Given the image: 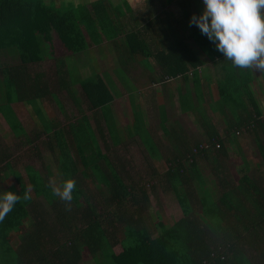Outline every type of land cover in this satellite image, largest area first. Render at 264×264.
Instances as JSON below:
<instances>
[{
	"label": "trees",
	"instance_id": "16d2710c",
	"mask_svg": "<svg viewBox=\"0 0 264 264\" xmlns=\"http://www.w3.org/2000/svg\"><path fill=\"white\" fill-rule=\"evenodd\" d=\"M51 1L0 0V50H11L18 61L0 67V115L15 135L20 125L13 119L9 104L34 103L57 92L29 66L46 58L86 50L89 43L83 30L91 44L100 43L103 36L114 39L120 35L130 50L129 56L137 54V46H146L148 52L142 56H151L158 62L166 82L175 78L193 81L199 67L220 55L216 45L189 23L194 13L200 15L203 11L204 7L196 6L198 1L178 2L180 14L187 18L185 25L178 22L180 19L170 4L175 0H158L161 4L157 16L140 27H126L122 23L125 11L131 10L126 0L123 9L110 5L108 10L102 3L95 7L73 5L65 0L58 7ZM226 66L231 70L237 68ZM235 71L226 79L231 87L223 82L218 88L217 103L219 110L224 106L231 112L235 108L236 112L241 111L228 125L229 129L234 127L233 139L238 136L234 130L250 123L256 134L258 128L264 132V121L258 118L260 107L248 89L253 75L249 70L244 72L245 69L238 74ZM57 83L56 86L62 85L68 94H73L66 88L65 80ZM79 84L94 112L106 107L112 99V91L98 74ZM242 113H246L248 120ZM80 124H71L61 133L53 134L55 147L70 149L69 153L57 155V171L50 169L45 174L30 165L20 168L15 163L5 165L7 156L3 150L0 152V195L13 191L22 198L0 222V264H83L87 255L91 262L84 264H264V190L258 179L242 176L235 192L224 185L227 180L220 176L216 183L219 192L212 193L209 187L203 188L196 174L197 157L208 151L221 152L218 136L209 137L207 148L193 146L184 162L176 159L167 170L155 174L154 183L136 181L127 185L118 177L124 166H119V172L112 167L109 173L98 169L101 155L85 149L89 135L84 129L87 125ZM67 133L71 135L65 144L62 138ZM257 142L264 158V146L260 140ZM67 178L76 182L70 208L53 195L49 186L50 180L60 184ZM157 181L163 189L173 191L180 209L178 217L145 210L146 188L153 189ZM136 188L140 195L135 193ZM25 191L31 194L29 200H23ZM247 203L251 205L249 208ZM50 218L54 224L49 223ZM112 243L120 244L118 253L112 251Z\"/></svg>",
	"mask_w": 264,
	"mask_h": 264
},
{
	"label": "crops",
	"instance_id": "0c3cea01",
	"mask_svg": "<svg viewBox=\"0 0 264 264\" xmlns=\"http://www.w3.org/2000/svg\"><path fill=\"white\" fill-rule=\"evenodd\" d=\"M126 1L131 8V10L125 11L121 17V21L126 27L129 25L140 27L147 20L157 16L158 0H148L147 7L144 0L137 4H130L128 0ZM149 2L151 3L148 5ZM172 2L170 3L171 6ZM98 3H102L107 10L110 5L121 6L123 9V0H82V4L86 5L95 6ZM178 19L182 20L183 16ZM83 32L89 46L80 53L64 57L69 59V63H67L75 64L76 68L84 66L82 69L89 67L88 64H91L92 67L93 64L98 68L95 74L100 76L107 75L108 72L112 73L111 66H119L123 70L122 72L131 78L132 89L123 87L119 77L111 76L112 82L109 85L107 83V86H109L112 94L115 90V95H112V99L106 107L95 112L90 109L88 101L83 96L80 84L75 85L76 91L73 94H68L64 87L56 86L55 89L58 92H55L53 96H47L38 106H36L38 101L34 103L17 101L10 103L13 119L19 123L20 127L19 133L15 135L0 115V152L3 150L7 156L6 161H4L5 165H8V162L15 163L18 165L17 168H20L21 165H30V162H21V159H18L20 155H23L22 151L27 150L28 154L23 155V160L30 157L36 158L38 160L36 170H41L45 174L46 170L57 171L55 160L57 155L61 152L69 153L68 150L70 149L69 146L64 149L55 147L53 134L61 133L62 129H67L71 124L77 126V123H82L80 125H87L84 129L89 135V142H87L85 149L94 153L98 152L101 155L98 169L102 168L104 173H109V168L112 167L119 172V166L136 165L141 167L140 169H144V173L153 179L143 181L140 175L133 178L128 173V167L121 169L118 177H121L127 185L136 181H139L140 184L142 182L154 183L157 179H155V174L159 175V173L167 170V167L176 159L184 162L186 155L193 146L197 144L207 145V140L214 134L220 138L221 152L219 149L208 151L194 161L197 168L196 174L198 173L199 182L202 183L203 188L209 187L212 189V193H218L219 185L214 183H217L219 177L223 176L222 179L227 180L224 185L232 187L228 189L236 192V186L240 185L238 180L246 175L251 179H260V187L264 190V175L259 177V171H256L254 167L257 159L254 161L248 156L250 152L254 155L256 153L261 158L262 166H264V158L261 157L257 148V141L259 140L264 146L263 130L258 128L256 134L253 123L246 124L248 126H241L234 130V133L238 132V136L233 139L234 127L229 129L228 125L234 122L233 117L239 115L241 111L231 112V109L224 106H222V110H219L217 105L220 100L218 88L223 82L230 86L231 84L226 82L227 76L235 70V73L238 74L241 68L237 67L235 70H231L226 66L227 64L232 65L231 61L225 59L223 54L219 52V57L215 58L213 62L199 67L200 71L193 81L175 78L166 82L164 81L166 75L162 72V67L158 62L151 56H142L148 52L146 46H137V54L129 56L130 50L125 46L120 35L114 39L103 36L100 43L91 44L87 32L85 30ZM150 48L153 50L151 45ZM154 50H157V45H155ZM8 51L12 52L11 50ZM63 61L66 60L63 59ZM68 64H65V68ZM60 77L57 82H60ZM255 77L256 75L248 84V89L260 107L261 114L258 118L264 121V98L255 92ZM181 88H183L182 92ZM60 92H63L65 96ZM70 95L75 97L74 100ZM0 102H2L1 98ZM30 106H33L34 109ZM131 107L133 109L132 114L130 113ZM248 110L253 112L251 108ZM245 114L242 113V116L247 119ZM135 123H138V126ZM132 125L133 128H130ZM47 127H49L48 133L43 134ZM100 132L102 135L99 134ZM129 132L131 135L127 136ZM116 134L118 138L115 137ZM250 134L253 135L254 142L250 139L253 146L247 148L250 144L245 146L240 143L239 139L244 137L246 140ZM70 135L71 133H67L62 138L65 144H68L67 139ZM112 135H114L113 138ZM5 142L7 144L4 146ZM243 151L245 154L242 153ZM237 158H243L250 168L249 172L240 177L236 174L237 168L234 163V159ZM232 162L234 167L230 169L229 165H232ZM159 167H166V169L159 171ZM242 171L245 169L243 168ZM130 179L132 180L129 181ZM146 190L145 194L148 197L146 211H157L166 216H173L171 212L177 208L178 213L173 217L180 215V209L172 190L163 189L158 181L153 189L147 187ZM135 193L141 194L137 188ZM162 195H168L171 201L169 203L158 201V196L162 197ZM152 197L157 201L156 205L152 203L154 200ZM250 206L247 203V208ZM198 210L199 208H197ZM120 249V244L112 243L114 253H118Z\"/></svg>",
	"mask_w": 264,
	"mask_h": 264
},
{
	"label": "clouds",
	"instance_id": "9594fccd",
	"mask_svg": "<svg viewBox=\"0 0 264 264\" xmlns=\"http://www.w3.org/2000/svg\"><path fill=\"white\" fill-rule=\"evenodd\" d=\"M203 4L202 13H194L190 25H196L233 66L264 71V0H203ZM49 186L70 208L75 180L67 178L60 184L50 180ZM30 198V192L25 191L23 200ZM21 199L13 191L0 195V222Z\"/></svg>",
	"mask_w": 264,
	"mask_h": 264
},
{
	"label": "rangeland",
	"instance_id": "374dc122",
	"mask_svg": "<svg viewBox=\"0 0 264 264\" xmlns=\"http://www.w3.org/2000/svg\"><path fill=\"white\" fill-rule=\"evenodd\" d=\"M65 0H52L50 3L51 4H57V6L59 7L61 5L60 2H62ZM70 2L73 3V5H78V4H82V0H69ZM130 2V4H137L139 2H142L143 0H128ZM147 1L148 0H144V4H146V7H147ZM184 0H175L173 1L172 3V8H173V11H175L176 13V16L180 17L183 16L182 14H180L179 10H181V8H179V6L177 5L178 2H182ZM196 2V0H194ZM151 2L148 3V5L150 4ZM160 1H158V5H157V9H160ZM200 5L202 7H204L203 5V2L202 3H197L196 6L197 8L200 9ZM80 6V5H79ZM153 7V6H152ZM80 8V7H79ZM75 11L78 12L77 9H75ZM202 12V11H201ZM184 17V16H183ZM178 22H181L183 24H187V18L184 17L182 20L178 21ZM10 49V48H8ZM67 57V56H65ZM58 58V59H56ZM66 60V61H63ZM17 56L15 55V53H12V52H9L8 50H0V67L1 66H6V65H14V64H17ZM69 63V59L68 58H64V57H55V58H46V60H43L41 62H38V63H35V64H31L29 66L30 70L33 72V73H40L41 74V78H42V81L43 80H46L47 83L50 84L51 88H53L52 90L53 91H56V84L57 83V80L59 79V77L61 78V81L64 82V80L66 81L67 83V86L66 88H69L70 91L72 93H74L76 91V88H75V85L76 84H79L82 80H86L87 78L89 77H93L95 76V73L98 71V68L92 64V67L90 66L91 64H88L89 67L85 68V69H82L84 66H78V68L75 67V64H68ZM131 63V62H130ZM65 64H68V66L65 68ZM128 66V65H127ZM91 67V68H90ZM129 67V66H128ZM111 72L112 73H109L106 75H102V79L108 83V85L112 82V79H111V76H117L119 77L121 80H122V85L123 87H129L128 89H132V80L130 77H128L124 72H122L123 70L121 69V67L119 66H111ZM249 71L251 72V74L254 76L256 75L255 77V80H254V88H255V92L257 93V95H259L260 97L264 98V71H261V70H258V69H249ZM244 72H247V70L245 69ZM62 87V85H61ZM231 87V86H229ZM183 91V88H181V92ZM58 92V91H57ZM64 93H66L65 91H63ZM63 92H60L62 93L63 96L64 93ZM59 93V94H60ZM113 95H115V90H113ZM42 100H39L37 103H36V106H38V104L41 103ZM34 109L33 106H30ZM209 108V107H208ZM27 109V108H26ZM106 111V110H104ZM132 107L130 109V113L132 114ZM233 112H236V108L233 109ZM128 113V114H130ZM24 114V112H23ZM109 116V115H108ZM128 116H131V115H128ZM137 126H138V123H135ZM130 128H133L132 126ZM131 133L129 132L127 134V136H130ZM252 138H251V137ZM250 136L245 140L244 137L240 138L239 141L240 143L244 144L246 146V144H250V146H248L247 148L253 146V143L250 142V139L252 142H254V137L253 135L250 134ZM112 138L114 137V135L111 136ZM115 137L118 138V135L116 134ZM3 144V143H2ZM1 144V145H2ZM7 143L5 142L3 145L5 146ZM39 152H41V150H38ZM35 152V151H34ZM37 152V151H36ZM23 155L24 154H28L27 150L26 151H22ZM243 154H245V151L242 152ZM23 155H20L18 159H21V162L23 161H28L30 162V165L34 168H38V160L34 157H30V158H27L23 160ZM250 156L254 161L255 159H257L256 162L255 161V168H256V171H259V177L263 176L264 175V166H262V163H261V158L250 152V154L248 155ZM247 156V157H248ZM16 159V158H15ZM30 159V160H28ZM129 161H132V160H129ZM234 163L236 164V174L238 175V177H240L241 175L249 172L250 168L246 165L245 163V160L243 158H237V159H234ZM124 167H128L129 170H128V173L133 177V178H136V176H141L143 181H146L148 179H153V177H151L150 175H147L146 173H144V169H140L141 167L139 166H136V165H125ZM234 165H233V162H232V165H229V168H233ZM245 169V171H242V169ZM161 169H166V167H159V171ZM256 174V173H255ZM259 182H261L260 179H258ZM56 183L58 184V181L56 180ZM216 184V183H215ZM218 185V184H217ZM216 185V186H217ZM152 199H154L152 201V203L154 205H156V200L154 197H152ZM158 201H163V202H167L169 203L171 201L170 197L168 195H162V197L158 196ZM178 213V210L177 208H175L171 214L173 216L177 215ZM52 222L51 224H54V220L52 218H50L49 220V223ZM79 225V227H82L83 223H77ZM55 236H56V233H55ZM61 234L60 232L57 233V237L56 238H60ZM245 249H248V247H243V250ZM105 260L104 261H108V259L106 257H104ZM103 258V259H104ZM85 263H90L91 262V257L90 256H86V258L84 259L83 261V264ZM248 264V263H247Z\"/></svg>",
	"mask_w": 264,
	"mask_h": 264
},
{
	"label": "built area",
	"instance_id": "2783aa9c",
	"mask_svg": "<svg viewBox=\"0 0 264 264\" xmlns=\"http://www.w3.org/2000/svg\"><path fill=\"white\" fill-rule=\"evenodd\" d=\"M246 126H248V125H246ZM235 134H238V132H235ZM200 146H201L203 149L208 147V145H200ZM214 147H215V148H218V145L215 144Z\"/></svg>",
	"mask_w": 264,
	"mask_h": 264
}]
</instances>
